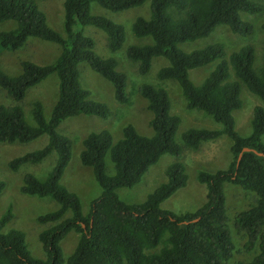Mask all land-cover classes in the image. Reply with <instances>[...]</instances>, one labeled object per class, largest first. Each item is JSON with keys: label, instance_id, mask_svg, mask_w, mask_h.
Here are the masks:
<instances>
[{"label": "trees", "instance_id": "obj_1", "mask_svg": "<svg viewBox=\"0 0 264 264\" xmlns=\"http://www.w3.org/2000/svg\"><path fill=\"white\" fill-rule=\"evenodd\" d=\"M38 1L45 0H0V23H15L13 28L0 32V49L19 50L29 38L52 42L61 48L52 64L23 61L22 72L17 76H9L0 69V89L16 103L0 104V143H28L42 135L48 136L44 147L13 159L8 167L16 172L25 164H39L55 153L56 160L46 178L39 180L26 174L20 192L50 198L59 207L36 218L39 224L47 225L38 234L44 259L31 255L22 231H5L13 214L11 210L3 214L0 264H225L235 249L227 226L225 183L255 196L253 204L236 214L233 228L245 237L246 253L255 247L258 253L251 261L237 264H264V109L254 108L252 133L247 137L236 132L232 116L241 107V86L264 102V57L262 65L255 68L251 46L232 53L228 59H224V49L219 43L189 52L178 47L208 37L219 26L241 36L253 34L251 24L243 21L241 14L262 12L264 0H150L149 18L137 17L132 33L136 38H150L151 42L130 45L127 59L137 65L141 76L148 74L153 59L166 60L167 65L157 73L158 81L178 83L186 109L211 117L222 129L191 128L182 134V145L177 144L174 138L180 120L170 113L167 91L161 86L142 84L138 93L152 115L151 137L141 136L127 125L115 144L111 134L104 130L90 133L82 141L80 163L92 169L101 188V195L92 201L87 214H83L78 196L60 182L71 157V141L58 133L57 127L63 120L77 115L107 119L111 111L105 104L90 99L88 90L81 86L78 65L87 63L92 71L109 81L119 104H129L130 98L126 75L116 69V60L99 57L94 52L92 37L76 27L92 26L103 31L107 48L116 52L125 41L122 25L92 15L91 4L121 12L149 0H64L66 38L47 25ZM261 29L264 38V22ZM217 59L220 61L215 69L199 85H194L189 71ZM51 74L57 75L58 89L50 118H44L41 104L35 102L32 109L35 125H28L20 103L31 87ZM222 135L231 140V161L225 170L198 172L197 181L206 187V200L196 211L176 215L160 208L163 201L186 185L185 169L179 162L167 168L166 182L154 189L143 203L125 204L116 195L117 189L136 185L162 155L179 158L185 149L197 151L202 143ZM245 148L250 151L243 152ZM107 155L114 167L111 176L106 173ZM3 188L0 182V193ZM71 232L78 235V241L64 259L60 243Z\"/></svg>", "mask_w": 264, "mask_h": 264}, {"label": "rangeland", "instance_id": "obj_2", "mask_svg": "<svg viewBox=\"0 0 264 264\" xmlns=\"http://www.w3.org/2000/svg\"><path fill=\"white\" fill-rule=\"evenodd\" d=\"M63 2L64 0L38 1V7L46 15L47 25L66 38L63 29ZM149 3L150 0L142 6L121 12H112L96 3L91 4L90 13L92 15L103 16L122 25L125 41L116 52H111L107 48V36L103 31L92 26L76 27L85 36L92 37L95 42L94 52L99 57L116 60V69L126 75V90L130 98L129 104H119L114 99L113 86L109 81L92 71L87 63L78 65L81 86L88 90L90 99L105 104L111 111V115L107 119L94 115H77L63 120L57 127V132L71 141V157L60 182L69 192L78 196L83 214L88 213L92 201L101 195V188L94 178L92 169L80 163L79 156L83 148V139L90 133L104 130L111 134L115 144L122 138V130L127 125H131L141 136L151 137L153 135L149 126L152 115L147 110L146 101L138 93V87L142 84L161 86L167 91L170 113L176 115L180 120L174 138L177 144L182 145V134L188 129H222V125L215 122L211 117L202 115L198 111L186 109L185 100L178 83L172 80L158 81L157 73L162 66L167 65L166 60L162 58L153 59L148 74L141 76L137 73V65L127 59L126 50L130 45H143L151 42L150 38H136L132 33V24L137 17L149 18ZM241 18L251 24L253 34L241 36L232 33L226 26H219L208 37L195 42L179 44L178 47L189 52L219 43L224 49V59H228L232 53L243 47L251 46L253 48L254 67L259 68L264 57V38L261 29L264 22V10L257 14L243 13ZM14 25L13 21L0 23V32L7 31ZM60 52V46L55 43L29 38L25 46L19 50L0 49V69L9 76H17L22 72L21 62L30 61L38 65L52 64ZM219 61L217 59L206 66L189 71V79L194 85H199L215 69ZM230 79H235L232 71ZM57 89V75L51 74L26 92L20 106L24 113V120L28 125H35L32 115L35 102L41 104L44 118L49 120L52 107L57 99ZM240 100L241 107L233 111L232 116L236 132L242 137H247L252 133L253 110L257 106L264 109V102L258 96L251 94L245 86H241ZM0 104L9 106L16 103L0 89ZM47 142L48 136L42 135L28 143H0V182L4 184L0 193V218L8 210H11L13 218L5 226V231L10 229L22 231L25 234L28 250L37 259L45 258L38 234L47 228V225L39 224L36 218L41 214L58 209L59 206L50 198L24 195L20 192V188L26 174H32L39 180H44L54 165L56 154L52 153L39 164H25L16 172L9 169L8 163L15 158L41 149ZM230 146L231 140L222 135L214 141L202 143L197 151L185 149L179 158L164 154L148 168L136 185L131 188H119L116 190V195L125 204L143 203L154 189L166 182L167 168L171 164L179 162L185 169L186 185L163 201L160 208L176 215L194 212L206 200V187L197 181L198 172L214 173L218 170H225L231 161ZM105 165L106 173L109 176L113 175L114 167L108 155L105 158ZM224 196L229 219L227 226L235 247L232 258L225 264H237L240 261L249 262L258 253V247L246 253L244 248L246 239L234 230L233 221L237 213L246 210L254 203L255 196L230 183L224 184ZM77 241L78 235L74 232L69 233L61 241L60 246L64 259H67L72 253Z\"/></svg>", "mask_w": 264, "mask_h": 264}, {"label": "water", "instance_id": "obj_3", "mask_svg": "<svg viewBox=\"0 0 264 264\" xmlns=\"http://www.w3.org/2000/svg\"><path fill=\"white\" fill-rule=\"evenodd\" d=\"M245 151H250V149H248V148L243 149V152H245ZM259 155H261V154L259 153ZM240 158H241V154L239 155L238 159H240Z\"/></svg>", "mask_w": 264, "mask_h": 264}]
</instances>
